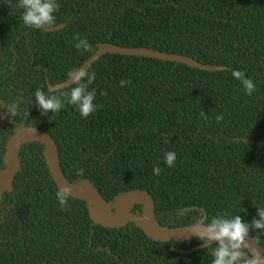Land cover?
<instances>
[{
  "label": "trees",
  "instance_id": "trees-1",
  "mask_svg": "<svg viewBox=\"0 0 264 264\" xmlns=\"http://www.w3.org/2000/svg\"><path fill=\"white\" fill-rule=\"evenodd\" d=\"M52 31L21 20L19 0H0V103L19 97L26 121L48 133L70 182L88 180L112 205L119 193L147 190L161 225L182 228L202 216L240 215L251 223L264 206V0H57ZM76 34L91 51L77 50ZM99 43L147 47L219 67L104 53L96 74L95 113L82 119L67 105L41 115L34 92L68 78ZM233 70L252 79L246 95ZM131 84L121 86L120 81ZM73 83L60 88L67 92ZM55 91V90H54ZM204 111L207 119L200 116ZM223 115L217 122L216 117ZM11 121L0 108V169ZM252 140H255L253 142ZM167 141V143H165ZM174 151L168 167L164 153ZM12 188L0 200V264H212L196 239L156 241L136 224L143 207L120 227L90 217L89 204L70 197L62 210L45 146L21 144ZM162 170L159 175L154 167ZM77 169L84 175L77 176ZM264 247V231L251 232ZM215 246V243H212Z\"/></svg>",
  "mask_w": 264,
  "mask_h": 264
},
{
  "label": "clouds",
  "instance_id": "clouds-1",
  "mask_svg": "<svg viewBox=\"0 0 264 264\" xmlns=\"http://www.w3.org/2000/svg\"><path fill=\"white\" fill-rule=\"evenodd\" d=\"M18 8L23 9L21 20L29 29L47 31L56 24V13L60 5L57 0H19ZM77 50L91 51L87 37L81 38L76 34L73 38ZM232 75L235 79L241 81L246 95H252L256 90V85L250 78L245 77V73L240 70H233ZM74 86L69 91L63 92L53 90L48 87L47 90L37 88L34 92L35 102L41 115L53 113V117L58 114L67 105L74 106L82 119L88 118L95 113L97 105L95 101V89L89 91L88 86L96 79V74L89 69L76 68L68 72ZM131 81L121 79L120 85L127 86ZM20 99L17 97L14 101L0 103V108L8 114L9 118L19 117V128L25 130L29 135L35 134V127L29 124L23 125L21 119L26 121L28 110L23 111L20 108ZM200 116L207 119L204 111ZM223 115L216 117L217 122L222 121ZM167 143V141H165ZM165 163L168 167L174 166L176 153L167 151L164 153ZM159 166L154 167L153 172L159 175L161 172ZM75 174L83 176V169H77ZM57 201L62 210H64L71 197V188L59 187L56 193ZM259 219L253 218L251 223L243 221L240 215L230 216L228 213L217 214L210 219L202 216L196 220L190 227L193 234L198 238L202 245L211 249L213 256L212 264H264V255L249 242L251 232L264 231V206L257 207ZM254 243H259L257 236L252 238ZM212 242H216L213 246Z\"/></svg>",
  "mask_w": 264,
  "mask_h": 264
},
{
  "label": "water",
  "instance_id": "water-1",
  "mask_svg": "<svg viewBox=\"0 0 264 264\" xmlns=\"http://www.w3.org/2000/svg\"><path fill=\"white\" fill-rule=\"evenodd\" d=\"M64 24L60 23L49 28L48 31L62 28ZM104 53H119L127 55H141L153 57L161 60L183 62L190 66L197 67L203 70H213L219 67L200 63L199 61L180 54L165 53L147 47H121L111 43H99L95 52L81 64V68H87ZM79 67V68H80ZM72 84L69 77L54 85L47 82V87H52L57 90ZM13 125V133L6 143L4 153V167L0 169V200L4 191H9L12 188V180L15 173L18 171L20 161L18 151L21 144L38 141L45 146V158L50 170V173L58 187L71 188V196L82 199L89 204L90 217L99 224L106 227H120L125 225L129 220H133L134 216L131 209L136 204L143 207L140 217L135 219L136 224L145 232L147 236L156 241L180 242L197 237L192 233L193 229L189 226L182 228H170L161 225L156 219L154 200L151 194L144 189H131L119 193L114 198V205L108 203L101 194L96 191L88 180L70 182L63 174L59 163L58 149L54 139L46 132L35 127V134L29 135L25 130L19 128L16 121H11ZM34 127V126H32ZM255 142V140H252ZM259 143L264 144L263 141ZM253 237L249 236V242L258 248L264 255V247L260 243H254ZM216 243V242H212ZM205 245L194 247L201 248Z\"/></svg>",
  "mask_w": 264,
  "mask_h": 264
}]
</instances>
